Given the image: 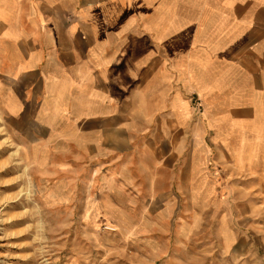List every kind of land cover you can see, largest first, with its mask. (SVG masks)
<instances>
[{"label": "crops", "instance_id": "0c3cea01", "mask_svg": "<svg viewBox=\"0 0 264 264\" xmlns=\"http://www.w3.org/2000/svg\"><path fill=\"white\" fill-rule=\"evenodd\" d=\"M191 94L197 138L264 143V0H0L1 112L45 168L67 153L94 171L107 210L204 169L186 159Z\"/></svg>", "mask_w": 264, "mask_h": 264}, {"label": "rangeland", "instance_id": "374dc122", "mask_svg": "<svg viewBox=\"0 0 264 264\" xmlns=\"http://www.w3.org/2000/svg\"><path fill=\"white\" fill-rule=\"evenodd\" d=\"M188 103L186 159L204 169L189 168L183 192L167 187L157 201L121 187L116 210L102 206L98 178L88 185L94 171L70 169L67 153L45 168L0 110V264H264V143L236 139L228 153L197 138L203 107Z\"/></svg>", "mask_w": 264, "mask_h": 264}, {"label": "built area", "instance_id": "2783aa9c", "mask_svg": "<svg viewBox=\"0 0 264 264\" xmlns=\"http://www.w3.org/2000/svg\"><path fill=\"white\" fill-rule=\"evenodd\" d=\"M190 102L192 104L193 109L196 112H199L201 110L202 104H201V102H200V100H199V98L197 96H191Z\"/></svg>", "mask_w": 264, "mask_h": 264}, {"label": "bare ground", "instance_id": "6f19581e", "mask_svg": "<svg viewBox=\"0 0 264 264\" xmlns=\"http://www.w3.org/2000/svg\"><path fill=\"white\" fill-rule=\"evenodd\" d=\"M108 228V227H107ZM108 229H110V228H108ZM112 230V229H111Z\"/></svg>", "mask_w": 264, "mask_h": 264}]
</instances>
